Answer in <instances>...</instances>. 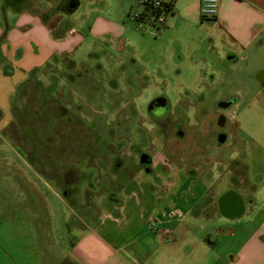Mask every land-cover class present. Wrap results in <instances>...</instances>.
I'll return each mask as SVG.
<instances>
[{
  "label": "rangeland",
  "instance_id": "rangeland-1",
  "mask_svg": "<svg viewBox=\"0 0 264 264\" xmlns=\"http://www.w3.org/2000/svg\"><path fill=\"white\" fill-rule=\"evenodd\" d=\"M17 1L24 9L49 6L50 14L63 2ZM78 1L63 17L83 42L54 68L16 83L18 70L12 67L11 75L0 63V264H55L68 226L99 217L147 167L142 153L153 168L170 159L189 164L194 141L205 139H193V128L214 124L221 100L230 102L222 111L224 132L240 120L263 137L264 94L249 97L259 85L247 61L228 68L215 59L210 68L201 56L206 46L191 58H178L179 43L169 40L165 23L140 19V0ZM10 3L0 0L2 32L16 22L5 18L13 12ZM99 22L107 32L95 38L90 26L104 25ZM157 95L168 106L155 116L147 109ZM212 137L213 151L243 149L228 142L218 147ZM257 145L245 147L246 154L264 155V141Z\"/></svg>",
  "mask_w": 264,
  "mask_h": 264
},
{
  "label": "crops",
  "instance_id": "crops-1",
  "mask_svg": "<svg viewBox=\"0 0 264 264\" xmlns=\"http://www.w3.org/2000/svg\"><path fill=\"white\" fill-rule=\"evenodd\" d=\"M10 1L13 12L7 11L5 18L16 22L5 32L0 24V63L11 68V75L18 70L16 83L54 68L83 42V35L77 36V28L65 25L63 17L77 9L78 0H63L52 14L49 6L37 11L34 5L24 9L17 0ZM103 24L90 26L95 38L106 34ZM163 26L171 32L169 40L179 43L178 58L184 60L188 53L191 58L206 46L210 54L201 56L210 68L215 59L228 62V68L247 61L256 68L253 79L259 85L249 97L264 94V0H219L212 19L199 16V0H172ZM229 104H218L224 134L215 137V144L243 149L232 154L211 149L212 133L206 131L217 124V117L210 126L206 122L193 128L205 139L194 141L191 153H196L189 164L170 159L153 168L149 158L99 217L68 226L55 264H264V155L245 152L248 145L264 141V128L262 140L251 133V123L240 120L233 131L224 132L222 111Z\"/></svg>",
  "mask_w": 264,
  "mask_h": 264
},
{
  "label": "built area",
  "instance_id": "built-area-1",
  "mask_svg": "<svg viewBox=\"0 0 264 264\" xmlns=\"http://www.w3.org/2000/svg\"><path fill=\"white\" fill-rule=\"evenodd\" d=\"M140 3L153 8L154 14L151 18L161 24L165 23L167 17L172 13V0H140ZM218 11L219 0H199V16L202 19L215 18Z\"/></svg>",
  "mask_w": 264,
  "mask_h": 264
},
{
  "label": "flooded vegetation",
  "instance_id": "flooded-vegetation-1",
  "mask_svg": "<svg viewBox=\"0 0 264 264\" xmlns=\"http://www.w3.org/2000/svg\"><path fill=\"white\" fill-rule=\"evenodd\" d=\"M156 97H153V98H151V100H149V102H148V104H150L151 102H152V106H151V108L149 109H147L148 110V112L150 113V114H152V115H155V116H158V114L160 113V112H164V109L166 110V107L168 106V101H165V103H164V106H162L161 107V105H159V103H157V101H155L154 99H155ZM152 100H154V101H152ZM217 124L214 126V127H209V129H207V131H206V133H212V134H214L215 135V137L217 138L219 135H222V134H224L223 133V131L220 129L221 128V126H222V123L224 122V117L222 116V115H219L218 117H217ZM221 124V125H218V124ZM177 124H179V123H176L175 125H174V127L177 125ZM177 135H179L180 134V137H181V139L182 138H184V132H183V130H180V132L179 133H176ZM194 134H195V136L197 135V132H195V133H192V135L191 136H194ZM192 139V137L190 138V140ZM141 155H145L144 153H142ZM150 157H147V159H149ZM145 165H147V164H145Z\"/></svg>",
  "mask_w": 264,
  "mask_h": 264
},
{
  "label": "water",
  "instance_id": "water-1",
  "mask_svg": "<svg viewBox=\"0 0 264 264\" xmlns=\"http://www.w3.org/2000/svg\"><path fill=\"white\" fill-rule=\"evenodd\" d=\"M154 100L157 101V103H159V105H161V107L164 105V102L166 101V99L163 98V97H159V98H156V99H154ZM154 100H153V101H154ZM151 106H152V102L149 104L148 108L150 109ZM140 161H141L142 163H146V162H148L147 155H141V157H140Z\"/></svg>",
  "mask_w": 264,
  "mask_h": 264
},
{
  "label": "trees",
  "instance_id": "trees-1",
  "mask_svg": "<svg viewBox=\"0 0 264 264\" xmlns=\"http://www.w3.org/2000/svg\"><path fill=\"white\" fill-rule=\"evenodd\" d=\"M145 7V11L144 13L141 15L140 19H144L145 17H151L154 14L153 8H151L150 6H144Z\"/></svg>",
  "mask_w": 264,
  "mask_h": 264
}]
</instances>
